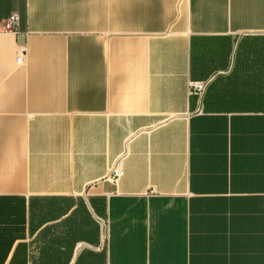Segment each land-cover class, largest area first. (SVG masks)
Instances as JSON below:
<instances>
[{
    "label": "crops",
    "instance_id": "0c3cea01",
    "mask_svg": "<svg viewBox=\"0 0 264 264\" xmlns=\"http://www.w3.org/2000/svg\"><path fill=\"white\" fill-rule=\"evenodd\" d=\"M14 12L0 264H264V0H0Z\"/></svg>",
    "mask_w": 264,
    "mask_h": 264
},
{
    "label": "built area",
    "instance_id": "2783aa9c",
    "mask_svg": "<svg viewBox=\"0 0 264 264\" xmlns=\"http://www.w3.org/2000/svg\"><path fill=\"white\" fill-rule=\"evenodd\" d=\"M19 21L20 17L19 14L14 12L11 13L9 17L6 19L0 21V32L3 33H17L18 27H19ZM18 63L21 61V58L18 57L17 59ZM207 82L202 80H191L189 82V92L192 96H198L202 97L204 90L206 88ZM112 178L114 181H117V179L121 176L122 170L119 166V164H116L112 170Z\"/></svg>",
    "mask_w": 264,
    "mask_h": 264
}]
</instances>
